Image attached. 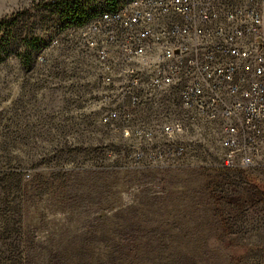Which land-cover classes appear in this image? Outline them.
<instances>
[{
    "label": "rangeland",
    "instance_id": "rangeland-1",
    "mask_svg": "<svg viewBox=\"0 0 264 264\" xmlns=\"http://www.w3.org/2000/svg\"><path fill=\"white\" fill-rule=\"evenodd\" d=\"M127 1L0 0V264H264V124L254 163L227 166L222 121L188 117L146 68L143 104L104 122L123 102L83 34ZM170 144L184 158H148Z\"/></svg>",
    "mask_w": 264,
    "mask_h": 264
},
{
    "label": "built area",
    "instance_id": "built-area-1",
    "mask_svg": "<svg viewBox=\"0 0 264 264\" xmlns=\"http://www.w3.org/2000/svg\"><path fill=\"white\" fill-rule=\"evenodd\" d=\"M83 35L97 52L104 81L118 88L106 101L123 102L105 123L126 121L143 104L146 68L150 86L171 89L174 107L188 117L222 121L227 166L238 158L245 166L254 163L251 147L264 124V0H140L108 10ZM181 120L162 126L165 139L184 131ZM131 128L123 130L127 137ZM133 134L151 139L154 131L137 127ZM184 156L182 145L171 144L148 154L151 161Z\"/></svg>",
    "mask_w": 264,
    "mask_h": 264
},
{
    "label": "bare ground",
    "instance_id": "bare-ground-1",
    "mask_svg": "<svg viewBox=\"0 0 264 264\" xmlns=\"http://www.w3.org/2000/svg\"><path fill=\"white\" fill-rule=\"evenodd\" d=\"M140 2V0H129L125 3H122L121 5H118L117 8L112 9V10H126L127 8H130V5L133 3H137ZM108 13L107 11H103L100 15H98L94 20H92V22L90 24L93 23V21H97V19H100L101 17H104V14Z\"/></svg>",
    "mask_w": 264,
    "mask_h": 264
},
{
    "label": "trees",
    "instance_id": "trees-1",
    "mask_svg": "<svg viewBox=\"0 0 264 264\" xmlns=\"http://www.w3.org/2000/svg\"><path fill=\"white\" fill-rule=\"evenodd\" d=\"M117 7H118V6H115V7L109 8V9H107V10L115 9V8H117ZM107 10H105V11H107ZM79 24H83V21H81ZM22 64H23V68H25V69H27V70H29V69L31 68V62H30V60H28L26 57H24V58L22 59Z\"/></svg>",
    "mask_w": 264,
    "mask_h": 264
}]
</instances>
